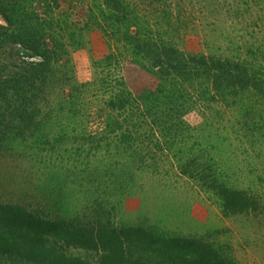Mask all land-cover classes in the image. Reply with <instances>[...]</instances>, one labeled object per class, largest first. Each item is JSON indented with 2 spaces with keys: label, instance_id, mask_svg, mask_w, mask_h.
Instances as JSON below:
<instances>
[{
  "label": "rangeland",
  "instance_id": "rangeland-1",
  "mask_svg": "<svg viewBox=\"0 0 264 264\" xmlns=\"http://www.w3.org/2000/svg\"><path fill=\"white\" fill-rule=\"evenodd\" d=\"M122 1L121 10L138 23L140 37L151 36L185 53L254 65L263 85L230 91L225 104L209 101L216 94L196 80L185 116L190 128L182 129L180 145H193L218 163L219 176L254 198L257 206L223 214L214 197L175 171L165 175L146 168L129 175L131 169L122 167L128 166L127 159L115 155L117 149L104 139L108 90L122 80L137 95L153 90L159 79L109 35L112 31L122 37L127 32L123 24L106 33L93 25V15L104 22L91 0H57L51 10L41 0H29L40 18L47 13L58 17L66 55L56 64L61 68L59 82L44 87L43 98L34 104L43 111H37L32 123L18 120L2 129L11 138L0 144V204L18 205L51 220L110 217L116 224L143 225L168 236L197 237L233 264H264V0ZM0 27H6L1 14ZM111 51L119 55L116 68L102 73L94 61L104 64ZM40 60L27 57L18 44L0 47V79L24 62ZM105 74L107 84L102 86ZM157 161L160 168L168 165L165 159ZM115 187L118 191L113 192ZM64 249L97 264L93 253ZM0 264L34 263L0 255Z\"/></svg>",
  "mask_w": 264,
  "mask_h": 264
},
{
  "label": "trees",
  "instance_id": "trees-1",
  "mask_svg": "<svg viewBox=\"0 0 264 264\" xmlns=\"http://www.w3.org/2000/svg\"><path fill=\"white\" fill-rule=\"evenodd\" d=\"M91 1L95 5L92 7L103 14L104 22L99 23V16L93 15V25L106 33L108 28L123 24L127 32L122 37H115L112 31L109 35L112 33L115 41L126 48L133 61L159 79L153 90L137 95L127 90L122 80L117 81V88L108 90L104 139L117 149L115 155L127 159L128 166L122 167L131 169L127 171L129 175L147 168L152 173L176 172L189 178L214 197L223 214L243 213L257 206L254 198L229 186L219 176L218 163L207 159L202 151L196 152L193 145H180L184 141L182 129L190 128L185 116L197 91L196 80H202L216 94L212 93L209 101L226 102L227 95L235 90L259 89L263 85L254 65L185 53L151 36L140 37L138 23L121 10V5H125L122 0ZM41 2L44 9L57 6V0ZM0 14L6 23V27H0V47L12 49L13 44H18L27 57L41 58L38 62L22 63L10 76L0 79V144H3L11 135L2 129L18 120L32 123L37 111L42 110L34 104L43 98L44 87L59 82L56 75L61 76V68L56 64L66 55L67 43L58 17L47 13L40 18L29 0H0ZM131 27L135 28L134 33ZM117 57L118 53L111 51L104 56V64L94 61V67L101 68L102 73L105 68L113 70ZM105 76L100 79L102 86L107 84ZM19 132L17 129L15 134ZM162 159L168 162L167 167H159L157 160ZM112 191L118 190L115 187ZM66 247L95 254L97 264H233L231 258L197 237L168 236L143 225L116 224L110 217L92 221L84 217L51 220L18 205L0 204V255L34 264H87L84 259L67 254Z\"/></svg>",
  "mask_w": 264,
  "mask_h": 264
}]
</instances>
